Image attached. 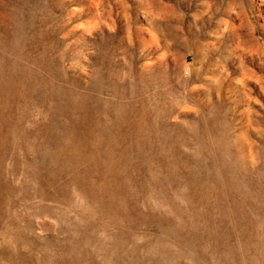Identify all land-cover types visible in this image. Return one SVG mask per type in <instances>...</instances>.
<instances>
[{
	"label": "rangeland",
	"instance_id": "374dc122",
	"mask_svg": "<svg viewBox=\"0 0 264 264\" xmlns=\"http://www.w3.org/2000/svg\"><path fill=\"white\" fill-rule=\"evenodd\" d=\"M0 264H264V0H0Z\"/></svg>",
	"mask_w": 264,
	"mask_h": 264
}]
</instances>
